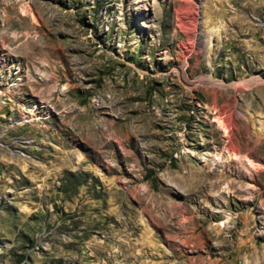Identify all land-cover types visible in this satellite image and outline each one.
<instances>
[{"label": "rangeland", "instance_id": "1", "mask_svg": "<svg viewBox=\"0 0 264 264\" xmlns=\"http://www.w3.org/2000/svg\"><path fill=\"white\" fill-rule=\"evenodd\" d=\"M0 264H264V0H0Z\"/></svg>", "mask_w": 264, "mask_h": 264}, {"label": "bare ground", "instance_id": "2", "mask_svg": "<svg viewBox=\"0 0 264 264\" xmlns=\"http://www.w3.org/2000/svg\"><path fill=\"white\" fill-rule=\"evenodd\" d=\"M194 15H195V13H194ZM193 14H192V16H194ZM195 17H196V15H195ZM195 17H191L190 19H189V21H188V25H189V30H190V32H189V44L186 46V50L188 51V52H190V51H192L193 49H194V47H195V43L196 42H194L193 40H194V38H196V35H197V32H195L194 31V26H195V22H196V20H195ZM196 30V29H195ZM198 36V35H197ZM227 109V108H226ZM226 111V110H225ZM224 111V112H225ZM226 113V112H225ZM240 116V114H238L237 112H234L233 110H229L228 111V109H227V113L224 115V113L223 114H221L220 112H219V114L215 117V120L218 122V124L220 125V126H222V127H224V129L226 130L227 128H226V126H225V123L227 122V121H229V122H231L232 124H234V122H235V120H236V118L237 117H239ZM228 123V122H227ZM231 123H229V124H231ZM263 131V130H262ZM227 149L228 150H230L231 151V153H232V155H233V157L234 156H237V146H235V143L233 142V140H229V142H228V147H227ZM250 161V163L252 162L251 160H249ZM252 164V163H251ZM185 190V189H184ZM186 192V191H185Z\"/></svg>", "mask_w": 264, "mask_h": 264}]
</instances>
